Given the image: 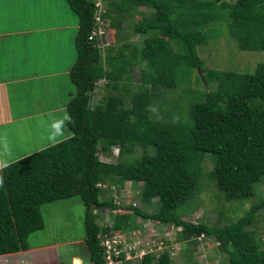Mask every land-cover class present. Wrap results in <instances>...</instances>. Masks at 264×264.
I'll use <instances>...</instances> for the list:
<instances>
[{
    "label": "trees",
    "instance_id": "16d2710c",
    "mask_svg": "<svg viewBox=\"0 0 264 264\" xmlns=\"http://www.w3.org/2000/svg\"><path fill=\"white\" fill-rule=\"evenodd\" d=\"M67 2L79 17L77 59L70 71L77 92L67 104L72 135L0 168V255L30 248V236L45 227V203L79 196L93 264H105L102 229L136 228L137 216L182 226L170 241L177 242L178 235V253L205 234L220 242L230 264H264V241L249 228L264 200L226 226L175 214L195 195L206 153L215 157L211 176L228 199L253 196L264 176V61L252 72L207 69L198 53V46L209 43L207 29L221 19L239 49L264 51V0H109L103 16L117 31L134 7L149 9L134 27L144 35L142 42L132 46L120 38L119 47L113 42L101 46L104 37L92 33L96 0ZM138 65L140 82L134 84ZM196 68L216 88L192 104L188 117L155 119L152 107L160 89L186 86ZM101 80L107 81L104 94L93 104ZM113 146H119L117 162L102 160L100 150ZM138 146L145 151L131 160ZM150 146L154 153L148 152ZM128 181L143 182L142 202L158 198V209L150 212L137 203L120 208L112 199H100L99 183L123 186ZM107 208L115 225L102 228L95 210ZM114 209L120 211L114 214ZM174 258L167 250L158 260L156 254L146 255L142 263L174 264Z\"/></svg>",
    "mask_w": 264,
    "mask_h": 264
},
{
    "label": "rangeland",
    "instance_id": "374dc122",
    "mask_svg": "<svg viewBox=\"0 0 264 264\" xmlns=\"http://www.w3.org/2000/svg\"><path fill=\"white\" fill-rule=\"evenodd\" d=\"M102 1L107 12L111 7L109 0ZM229 1L233 2L235 0ZM148 10L143 7H134L130 13L126 14L127 18L122 22V27L118 31L111 25L112 19L105 17V22L109 25L110 29V31H107V42H113L115 46L119 47L121 43H117L116 39L122 38L121 42L130 43L132 46L139 45L144 39V35L135 32L134 27L141 20L143 12H147ZM31 11L35 12V15ZM22 15L26 19H23ZM40 15L41 17H39ZM43 21L54 24L56 27L60 26L59 23H66L69 26L67 29L56 28L55 32L53 34L51 32L50 36V31L46 33L39 31L40 27H42L40 26V22L44 23ZM27 23H34V26L38 27L37 31L25 30L24 24ZM9 27H13V31L9 32V35H12L5 38L11 40L10 48H14L11 50L13 56L17 54L16 47L26 48L25 44H27V47L33 46L34 52L40 51L38 55H45L46 53L42 61L49 60V63L52 62V70L63 69L59 74L47 76L44 84L40 86H37L36 80H30L27 90H31L27 93H23L24 89H26L23 84H18L14 90L6 89V92L3 93V100L1 101L4 118L11 112H14L15 107H17L20 113H24L25 109L36 112V110L46 108L44 116L28 119L26 122V129L32 132V137L37 138V136H40L43 140L39 137L30 143L31 139L18 138L16 142L14 138L11 149V153L14 155L10 156L9 154V157L16 159L21 158L28 152L30 153L53 145L72 135L68 124L69 114L67 104L76 94L77 88L71 79L70 73L66 71V69L70 71V67L65 66L72 64L70 60L73 62L72 60L77 53L75 37L79 28V17L72 10L67 0H0V30H5ZM209 28L212 29L211 31L207 29L210 35L209 43L198 46V53L203 59L205 68L252 72L260 62L264 61V51L241 50L238 48L237 41L229 35L227 22L224 20L215 21L214 25ZM66 33L71 34L72 44L66 41L68 39ZM45 37L48 38V42L46 43H44ZM43 45L46 46V50ZM3 53L4 55L6 54L5 50ZM47 64L44 65V69H46ZM33 67L36 69L35 66ZM140 70L141 66L139 65L135 66L133 70L132 82L134 84L140 82ZM205 74L206 72H203L200 68H196L190 71V81L186 82V86L179 85L173 88H161V95L153 103L152 116L155 119L163 121L188 117L192 104L201 101L200 98L203 97V93L213 90L217 86L215 82H208L205 79ZM106 82V80L100 81L99 87L92 97L93 104H96L102 98ZM33 87H36V89H33ZM6 127L7 125L2 126L1 129L3 130ZM42 133L46 134L44 135L45 137L42 136ZM9 140L4 135L0 139V151L3 162H7L5 158L8 153L7 145L9 144ZM144 151L143 147L138 146L134 154L130 156L131 160L140 157ZM119 152V146H113L110 151L100 150L99 156L106 162H117ZM148 152L154 153V147H148ZM214 160L215 157L212 153L204 155L203 170L199 174V187L189 201L175 210V214L184 215L186 219L193 220L194 222L202 221L209 225L226 226L238 221L254 205L264 200V176L256 184L253 196L246 199H228L225 192L219 188L216 180L211 176V172L214 169ZM99 184L102 187L100 192L101 200L112 199L114 202H120L122 205L137 203L138 207L144 204L140 198V192L144 187L143 182L135 185L128 181L123 186H110L114 183ZM153 202L154 205L150 208L152 212L158 209L159 199L153 198L148 203ZM144 209L149 210L147 206H144ZM105 211L98 210L95 212L101 227H103V224L111 226L114 223L112 213L108 214ZM42 212L47 217L46 222L51 234H48L47 230L46 233L52 240L85 239L86 207L79 196L45 203L42 206ZM135 221L136 225L140 227H144L146 222L141 216H137ZM249 228L256 232L258 240L264 241V207L256 211L255 220ZM161 233H164L163 230ZM175 233L177 234L178 232L175 230L173 237H176ZM127 236L129 237V234ZM178 238L177 235L176 252L182 247V242L178 241ZM30 241L35 242V238ZM199 242L200 246L195 253L196 257L194 254L193 259H181L180 254L177 252L173 259L175 264H230L229 255L222 251L214 237H204ZM79 246L82 247V244ZM69 251H73V248H67L66 254H69Z\"/></svg>",
    "mask_w": 264,
    "mask_h": 264
},
{
    "label": "crops",
    "instance_id": "0c3cea01",
    "mask_svg": "<svg viewBox=\"0 0 264 264\" xmlns=\"http://www.w3.org/2000/svg\"><path fill=\"white\" fill-rule=\"evenodd\" d=\"M31 12L35 15V12L33 11ZM22 17L23 19H26L24 15H22ZM39 17H41V15ZM43 22L44 23L40 22L41 23L40 26L42 27H40L39 31L43 33L50 31V36H51V32L53 34L56 28L57 29H62V28L67 29L69 26V25H66V23H59L60 26L56 27V25L50 24L47 21L46 22L43 21ZM24 29L27 31L34 30L36 32L38 27L36 28V26H34V23H30V24L27 23V24H24ZM12 31H13V27H9L5 30H0V139H2L3 135L5 136L6 139H10L9 144H8L9 146L7 145L8 153L5 158L7 162L2 161L1 151H0V168H2L3 166L17 159H20V158L12 159L9 157V154L10 156L14 155L13 153H11L12 144H13L12 142H14L13 141L14 138L16 139V142L18 141V138L27 139V140L31 139L30 143H32V140L35 141L40 137V136H37V138L32 137V132L27 131L26 129L27 120L35 118V117H41V116H44V114H46V108L41 109V110H36V112H31L30 110L27 111L25 109L24 113H20L17 107H15L14 108L15 111L11 112L4 118L2 114V101H1L3 100V93L6 92L5 91L6 89L14 90L16 86H18V84L25 85L26 89H24L23 93H27L29 90H31V89L27 90V86L29 85L28 83L30 82V80L31 81L36 80L35 83H37V86H40L44 84V81H46L47 76L59 74L60 72H62L61 70H63L61 68L57 70H52L53 69V68L51 69V65L53 64L52 62L49 63V60L42 61V59L45 58L46 53L45 55L44 54L38 55L40 51L34 52L33 46L27 47V44H25L26 48L16 47L17 54L16 56H13L11 53V50L14 48H10L11 40L8 38H5V37L11 36L12 34L9 35V32H12ZM66 37L68 38L66 41L69 44H72L71 34H67ZM46 42H48V38L45 37L44 43ZM44 49L46 50V46H44ZM4 50L6 52L5 55L3 53ZM76 59H77V53L75 55V58L72 60L73 62H71L70 60V63L72 64H68L65 67H70V71H71V68L73 64L75 63ZM42 62L44 63L40 65L39 63H42ZM45 64H47L46 69H44ZM33 66H35L36 69ZM66 71L70 73L69 69H66ZM36 87H33V89H36ZM38 90L41 91L39 88ZM6 125L7 127L2 130L1 127L6 126ZM44 135L46 134L42 133L43 137H45ZM40 139L43 140L42 137H40ZM36 151H33V152H36ZM33 152H30V153L28 152L24 154V156L29 155ZM153 205H154V202L147 203V204L145 203V205L143 204V206L148 207L149 209L148 211L150 212H152L150 208ZM46 218L47 217L44 215L45 227L42 230L34 232L30 236L29 238L30 248L27 250H22L18 252L0 255V264H93L92 262L89 261V253L87 249L86 240L84 238L66 239L65 241L59 240V239L52 240L50 236H48L46 233V230H47L48 234H51L48 229ZM33 238H35V242L30 241ZM80 244H82V247L79 246ZM195 244L196 246H194ZM84 245H85V248L83 249ZM199 246H200V242L198 239L197 241H194L192 246L189 245V247L187 246L184 248L183 251L179 252L180 254L179 256H181L180 258L181 259L185 258L186 260L190 258L193 259L194 254L197 252V248ZM67 248H73V251H69V254H66ZM186 248H190L191 251L186 250ZM195 257H196V254H195ZM130 264H141V263H130Z\"/></svg>",
    "mask_w": 264,
    "mask_h": 264
},
{
    "label": "built area",
    "instance_id": "2783aa9c",
    "mask_svg": "<svg viewBox=\"0 0 264 264\" xmlns=\"http://www.w3.org/2000/svg\"><path fill=\"white\" fill-rule=\"evenodd\" d=\"M95 19L96 26L93 29V35L103 36L107 34L108 24L105 22L106 9L103 6L102 0H96L95 2ZM131 183V182H130ZM101 186V184H99ZM122 205L120 202H114ZM100 209H96L98 211ZM106 210L108 214L112 213L109 208L101 209ZM120 209H114L113 213L117 214ZM144 227H136L130 230L122 229L120 231H113L112 233H104L103 229L99 236L100 245L104 251L105 264H130L141 263L144 257L148 254H156L158 260L160 256L166 251L170 250L172 256L179 251L177 250V242H171L174 237V231L182 230V226L176 227L175 225L164 224L160 221H154L151 219H145ZM109 225H104L105 228ZM114 223L110 226L113 227ZM159 227V228H158ZM174 228V231H173ZM163 230V234L161 233ZM129 234V237L127 236ZM176 234V233H175ZM202 234L201 237H203ZM200 237V238H201Z\"/></svg>",
    "mask_w": 264,
    "mask_h": 264
},
{
    "label": "clouds",
    "instance_id": "9594fccd",
    "mask_svg": "<svg viewBox=\"0 0 264 264\" xmlns=\"http://www.w3.org/2000/svg\"><path fill=\"white\" fill-rule=\"evenodd\" d=\"M108 30L110 31L109 27H108ZM106 36H107V34H106V35H103V36H101V37L97 36L100 40H102L103 37H104V40L101 41V46H103V47H105L107 44H108V45L110 44V43L107 42V40H106ZM105 40H106V41H105ZM201 236H202V235H200V236L197 238V240H198V239L201 240V238L208 237V236H206L205 234H204L203 237H201ZM200 237H201V238H200ZM209 238H211V237H209ZM215 240H216V239H215ZM216 243H217L218 245L220 244V242L217 241V240H216Z\"/></svg>",
    "mask_w": 264,
    "mask_h": 264
},
{
    "label": "bare ground",
    "instance_id": "6f19581e",
    "mask_svg": "<svg viewBox=\"0 0 264 264\" xmlns=\"http://www.w3.org/2000/svg\"><path fill=\"white\" fill-rule=\"evenodd\" d=\"M207 159V158H206ZM183 229V228H182ZM167 251V250H166Z\"/></svg>",
    "mask_w": 264,
    "mask_h": 264
}]
</instances>
